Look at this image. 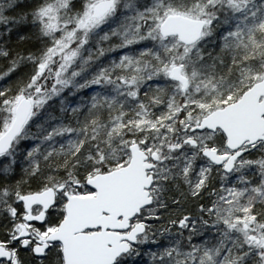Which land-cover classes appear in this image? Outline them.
Masks as SVG:
<instances>
[{"label": "snow or ice", "instance_id": "6c2138e0", "mask_svg": "<svg viewBox=\"0 0 264 264\" xmlns=\"http://www.w3.org/2000/svg\"><path fill=\"white\" fill-rule=\"evenodd\" d=\"M0 264H264V0H0Z\"/></svg>", "mask_w": 264, "mask_h": 264}, {"label": "trees", "instance_id": "16d2710c", "mask_svg": "<svg viewBox=\"0 0 264 264\" xmlns=\"http://www.w3.org/2000/svg\"><path fill=\"white\" fill-rule=\"evenodd\" d=\"M11 42H12L13 45H15L16 42H17V35H16L15 32H13V34H12V41Z\"/></svg>", "mask_w": 264, "mask_h": 264}]
</instances>
